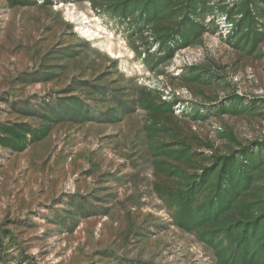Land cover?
<instances>
[{
  "label": "trees",
  "instance_id": "1",
  "mask_svg": "<svg viewBox=\"0 0 264 264\" xmlns=\"http://www.w3.org/2000/svg\"><path fill=\"white\" fill-rule=\"evenodd\" d=\"M4 1L8 8L16 9L34 6L38 0ZM71 1L87 3L96 14L121 24L144 69L169 78L172 85L150 88L130 79L127 91L109 79L117 69L116 59L110 62L113 71L86 78V66L78 62L90 45L84 39L61 45L60 50L49 49L40 55L35 71L16 79L24 84L60 82L76 69L78 75L71 76L59 90L65 95L54 105L44 100L33 108L29 100L12 99L18 95V85L7 91L2 103L17 116L0 119V148L22 152L48 137L64 117L88 118L96 109L101 117L116 123L125 113L140 109L154 177L152 190L172 224L209 248L215 264H264V135L241 141L232 131H222L219 137L225 142L221 148L193 129L194 123L224 115L264 117V97L239 92L225 66L214 60L184 66L177 73L169 70L177 51L202 45L207 33L217 32L215 18L219 15L233 23L223 40L232 50L263 58L264 0H42L41 5L51 8ZM62 23L77 36L72 23ZM167 88H185L194 98L186 101L174 91L166 94ZM109 91L112 104L107 100ZM86 97L92 106L87 105ZM83 207V203L76 206L70 201L62 210H55L51 217L55 229L72 231ZM7 226H0V264H37ZM148 232L136 235L145 237ZM115 253L112 248L96 252L102 258H113Z\"/></svg>",
  "mask_w": 264,
  "mask_h": 264
},
{
  "label": "rangeland",
  "instance_id": "2",
  "mask_svg": "<svg viewBox=\"0 0 264 264\" xmlns=\"http://www.w3.org/2000/svg\"><path fill=\"white\" fill-rule=\"evenodd\" d=\"M41 2L10 9L0 0V119L17 116L1 99L14 85L19 89L12 99L29 100L33 108L44 100L54 105L65 95L59 90L78 75L77 69L60 82L24 84L16 78L35 71L47 50H60L61 45L78 39L90 43L78 59L79 66H86V78L113 71L110 62L116 59L117 69L109 79L127 91L130 79L150 88L172 85L169 78L144 69L121 24L96 14L87 3L58 2L50 8ZM62 20L73 24L77 36L70 34ZM204 43L209 46L200 62L224 65L239 92L264 97V57L242 56L212 33L204 36ZM169 70L175 72L172 66ZM182 95L186 101L194 98ZM110 98L109 91V103ZM85 101L92 106L89 98ZM90 115L62 118L48 137L22 152L0 148V226L14 231L37 264H215L209 248L172 224L152 190L144 113L140 109L125 113L116 123L96 109ZM193 129L223 148L222 131H232L241 141L262 137L264 117L224 115L194 123ZM70 201L84 204L79 221L72 231H57L51 217ZM146 230L145 237L136 235ZM104 248L117 253L102 258L96 252Z\"/></svg>",
  "mask_w": 264,
  "mask_h": 264
},
{
  "label": "built area",
  "instance_id": "3",
  "mask_svg": "<svg viewBox=\"0 0 264 264\" xmlns=\"http://www.w3.org/2000/svg\"><path fill=\"white\" fill-rule=\"evenodd\" d=\"M207 21H209V19H207ZM215 21L217 23L218 29L214 34H216L223 41L233 28V23L229 21L225 15H219L215 18ZM208 46L209 45L207 43H203L199 46L188 47L177 51L172 58L169 66H172V69L175 70V73H177L184 66L201 63V60L199 59L203 56L204 50L207 49ZM192 56L198 58L193 59ZM173 91L177 96L181 98L183 97V93H187L190 95L189 91L185 88H178L174 90H172L171 88H167L166 94H168V92L172 93Z\"/></svg>",
  "mask_w": 264,
  "mask_h": 264
}]
</instances>
